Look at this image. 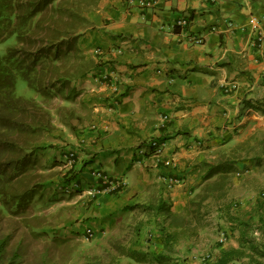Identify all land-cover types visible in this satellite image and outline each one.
<instances>
[{
  "label": "crops",
  "instance_id": "crops-1",
  "mask_svg": "<svg viewBox=\"0 0 264 264\" xmlns=\"http://www.w3.org/2000/svg\"><path fill=\"white\" fill-rule=\"evenodd\" d=\"M138 1L98 0L87 14L90 27L77 39L95 64L73 83L82 90V109L89 114V122L81 119L77 125V153H86L80 183L97 188L96 176L102 174L121 184L112 192L98 189L94 197L100 200L95 199L92 219L81 230L94 238L100 229L123 222L130 232L140 219L149 220L142 227L147 224L156 242L149 234L139 239L138 251L146 257L136 264H159L154 257L160 253L170 262L181 255L190 264H205L198 256L206 248L217 258L239 246L242 228L229 227L220 210L224 202L239 201L230 213L256 219L257 181L230 178L222 201L208 197L190 223L178 224L170 214L188 219L190 203L209 182L203 180L209 166L231 158V167L252 170L254 161L264 158V91L256 92L264 75V39L256 40V28L264 38V0H152L145 7ZM181 18L187 26L174 31ZM197 36L202 43L193 41ZM95 49L102 51L97 57ZM111 66L115 74L107 84L97 81ZM229 82L236 87L225 91ZM110 94L120 98L111 111L105 105ZM153 140L162 144L159 155L150 147ZM249 142V152H242ZM161 206L166 211L153 209ZM154 220L163 224L162 230L150 223ZM209 221L219 232L206 239L202 250L194 241L208 234ZM166 232L175 237L165 247ZM129 240L133 249L136 241Z\"/></svg>",
  "mask_w": 264,
  "mask_h": 264
},
{
  "label": "trees",
  "instance_id": "trees-1",
  "mask_svg": "<svg viewBox=\"0 0 264 264\" xmlns=\"http://www.w3.org/2000/svg\"><path fill=\"white\" fill-rule=\"evenodd\" d=\"M73 1L0 0V43L10 37L15 39V44L0 54V221L2 212L12 214L20 208L27 209L38 190L27 182L25 174L26 168L37 162L34 157L36 148L29 146L30 141L37 139L33 135L45 127V122L33 100L17 96L16 79L22 78L29 89L45 99L66 89L67 99L76 90L72 82L88 74L95 66L78 48L77 39L90 27L87 14L96 8L98 0H88L84 7L75 6ZM179 30L180 27L175 25L174 31ZM231 160L228 158L226 163L207 168L203 180L209 182L199 199L190 203L188 219L174 214H170L171 218L178 224L190 223V220L198 218L199 207L208 197L221 202L233 170ZM80 172L81 169H70L66 183L79 182ZM214 176L215 179L210 181ZM97 188L102 190L105 185L98 180ZM231 207V202H224L220 210L225 213L231 228H242L239 246L222 251L215 264H234L243 259L250 264H264V200L257 201L253 209L257 222L252 217L246 221L240 219L230 213ZM156 208L153 209L166 211L163 206ZM254 229L259 231L258 236L254 235ZM174 237L164 233L165 247L172 245ZM9 239V235L4 236L0 232V264L23 263L26 249L21 250L22 247L17 246L6 254ZM121 254L136 262H142L146 257L144 253L130 249L122 250ZM49 255L50 251L43 248L37 254L38 258L29 264H48ZM154 258L159 264L169 260L162 253ZM92 264L104 263L96 261Z\"/></svg>",
  "mask_w": 264,
  "mask_h": 264
},
{
  "label": "rangeland",
  "instance_id": "rangeland-1",
  "mask_svg": "<svg viewBox=\"0 0 264 264\" xmlns=\"http://www.w3.org/2000/svg\"><path fill=\"white\" fill-rule=\"evenodd\" d=\"M73 3L75 6L84 7L88 3V0H74ZM14 44V37H10L8 40L0 43V54H3L8 47ZM73 83L75 81L72 82V86ZM256 88L257 94L264 91V75L259 79ZM81 91L76 89L73 95L70 94L72 95L71 98L66 99L67 90L64 89L62 93L45 99L29 89L22 78L18 77L16 79L17 96L33 100L37 109H39V115L45 122V127L33 135L37 139L33 140L29 138L32 139L29 146L36 148L34 150V157H36L37 162L27 167L25 174L27 182L30 185L38 187V190H36V194L30 200L27 209L20 208L15 212L13 211L12 214L2 212L3 216L0 221L1 234L10 236L5 249L6 254L8 255L17 246L22 247L21 250H27L23 256L24 262L21 264H29L35 261L38 258L37 254L43 248H47L50 251V255L47 258L48 264H92L96 261L104 264H136L134 260L130 261L131 259L122 255L121 251H127L128 249L141 250L138 247L140 244L138 242L139 239H146L148 234L149 237L154 236L152 232L149 233L147 224L142 227V223H149V220L143 221L144 219H140V222L133 225V230L130 229V232L127 231L128 227L122 222L119 226L107 229L104 232L100 229L94 238H86L87 232L81 230V227L88 219H92L89 216V212L95 208V199L97 201L100 200L99 195L94 197L95 194L92 195L87 192L88 190L95 189V187L87 188L85 186L86 183L82 182L79 190L70 194L63 193L58 189V186H63L66 183L70 174L67 172L70 169L74 171L80 170L83 166V161H86L82 160V153L86 154L85 150H81L80 154L77 153L79 149L78 145L81 144L78 138L81 133L77 125H81V119H83L82 122H86V120L89 122V114L82 109L80 101L82 97ZM245 109H248V107ZM83 124L85 123H82V126ZM256 144L254 143V145ZM247 145V147L244 146L241 149L242 152H249L247 149L251 143L249 142ZM258 147L259 145L257 144ZM67 151H73L77 154L76 163L72 167H66L63 154L67 153ZM253 166L252 170L248 166L243 170L235 167L231 170L229 177L232 179L235 176H241L244 183L248 181L243 178L252 177V179L257 181L254 199L261 201L264 199V158L254 161ZM79 177L81 178L82 176ZM247 184L249 185V183ZM240 205L239 201H234L232 203V210H237ZM245 216L247 214L243 212L242 217L240 215L237 217L244 219ZM254 217L256 219L253 221L257 222V217ZM226 222L228 221L226 220ZM150 223L155 227L157 226L160 230L163 228V224L157 223L156 220ZM258 226L262 228L264 225L258 224ZM207 228L209 230L208 234L202 239L194 241L197 245L202 246V250L206 248L208 241L214 238V234L217 231L219 232L218 229L213 227L212 221L208 222ZM140 229L144 230L139 231ZM254 232V235H259L257 229H254ZM129 234H131L130 238L135 240L136 242L134 243L137 244L133 249L131 248L133 245L129 240ZM135 236L136 238L134 239ZM222 236L218 235L221 239ZM154 241L156 242L155 238ZM222 241L220 240L219 243ZM206 253H209L207 248L198 258L202 259V262H206L205 264H215L213 262L216 258L213 252L209 253V260H203L202 257ZM172 259L171 262L165 261L162 264H190L185 262L186 259L181 255L174 259L176 261H172ZM247 263L250 264L248 260H244L243 263L239 264ZM147 264L156 263L152 260Z\"/></svg>",
  "mask_w": 264,
  "mask_h": 264
},
{
  "label": "built area",
  "instance_id": "built-area-1",
  "mask_svg": "<svg viewBox=\"0 0 264 264\" xmlns=\"http://www.w3.org/2000/svg\"><path fill=\"white\" fill-rule=\"evenodd\" d=\"M152 2V0H139L138 1V5L141 6V7H145L146 5H149L150 3ZM176 26L180 27V28H184L187 26V20L185 18H181V19H178L175 23ZM256 35H257V38L256 40L259 42L261 40H263V36L262 34L258 31V28H256ZM193 41L197 44H200L203 42V39L202 37L200 36H197V37H194L193 38ZM101 50L100 49H95L94 50V56L97 57L101 54ZM119 52V50H118ZM112 69L110 71H108V73H103L100 75V79L99 78H96L97 81H100L101 83L105 82V84H107L108 82V79H109V76H113L115 74L114 72V69L115 67L114 66H111ZM110 85V84H109ZM236 87V83L234 82H229L227 84H225L224 88H225V91H229L231 89H234ZM108 89H110L111 91H114L111 87H109ZM112 95H115V94H110L109 97L112 98V100L109 101V99H107V101H105V105L107 107V109L109 111L112 110L113 106L117 105V103L119 102L120 98L119 97H113ZM116 96V95H115ZM109 101V103H108ZM161 146L162 144H159L157 141L153 140L151 141V145L150 147L153 149L154 151V154L156 155H159L160 152H161ZM75 152L73 151H69L67 152V154L65 155V160H66V165L67 166H72L74 163H75ZM96 176V175H95ZM96 178L100 179L101 181V184L105 185V190L106 191H114L116 190L117 188H119L121 186L120 183L118 182H114L112 181L111 179H109L107 176L105 175H102V174H97ZM170 181H173V179H170ZM74 188H78V185L76 183H71L69 186H67L65 189H64V192L68 193L70 192L71 190H73ZM89 194H95L97 191H95L94 189H91V190H88L87 191ZM223 236H225L223 234ZM222 236V239H224V237ZM155 237V235L153 236ZM153 239V238H152ZM210 258V255H206L205 256V259H208L209 260ZM204 259V258H203Z\"/></svg>",
  "mask_w": 264,
  "mask_h": 264
},
{
  "label": "clouds",
  "instance_id": "clouds-1",
  "mask_svg": "<svg viewBox=\"0 0 264 264\" xmlns=\"http://www.w3.org/2000/svg\"><path fill=\"white\" fill-rule=\"evenodd\" d=\"M67 152H69V151H67ZM67 153H65L64 154V158H65V155H66ZM76 154V153H75ZM75 159H77V154L75 155ZM66 161V160H65ZM75 163H76V160H75ZM74 163V164H75ZM73 164V165H74ZM72 165V166H73ZM71 166V167H72ZM66 167H70V166H67L66 165ZM79 176H81V175H79ZM79 179L81 180V178L79 177ZM98 180H100V179H98ZM71 183H76L77 185H78V188H74L73 190H71L70 192H68V193H66V192H64V189L67 187V186H69ZM71 183H65L63 186H58V189L61 191V192H63V193H66V194H70V193H72V192H74V191H77V190H79V188L81 187V183H80V181L79 182H77V181H72ZM100 183H101V181H100ZM103 185V184H102ZM105 189V188H104ZM95 191H98V188H95L94 189ZM109 192H112V191H109ZM96 194V193H95ZM94 195V194H93ZM89 238V237H88ZM156 239V236L155 237H150V239ZM207 255V254H206ZM209 255V254H208ZM202 258H204L203 260H208V259H205V256H203ZM215 261V260H214Z\"/></svg>",
  "mask_w": 264,
  "mask_h": 264
}]
</instances>
